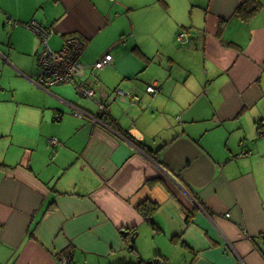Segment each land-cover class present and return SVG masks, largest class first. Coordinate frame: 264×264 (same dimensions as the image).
Wrapping results in <instances>:
<instances>
[{"label":"crops","instance_id":"obj_1","mask_svg":"<svg viewBox=\"0 0 264 264\" xmlns=\"http://www.w3.org/2000/svg\"><path fill=\"white\" fill-rule=\"evenodd\" d=\"M259 2L0 0V264H264ZM30 23L111 65L40 88ZM78 84L102 93L104 125ZM116 88L139 102H109Z\"/></svg>","mask_w":264,"mask_h":264},{"label":"built area","instance_id":"obj_2","mask_svg":"<svg viewBox=\"0 0 264 264\" xmlns=\"http://www.w3.org/2000/svg\"><path fill=\"white\" fill-rule=\"evenodd\" d=\"M29 29L33 30L37 34L38 41L40 43V49L37 54V67L38 73L36 75V83L40 88L46 89L55 85L63 83H76L75 80L81 78L84 74L90 72V76L94 77L96 71H101L108 65H111L112 56L110 53H106L99 57L92 64L83 65L79 61L80 52L83 48V44L77 38L70 37L67 38L63 45L58 50H50L48 47V38L51 35L50 31L46 28L39 31L38 26L35 23L29 24ZM46 29V30H45ZM181 43H185L189 40V37L184 32H180V35L176 37ZM146 91L152 94H156L157 87L147 86ZM77 92L82 98H87L91 100L97 99L98 93L96 96V91L91 88L82 86V84L77 85ZM110 99L127 98L131 102H138V96L132 92L123 91L121 89H114ZM76 117H81V114L78 111H74ZM261 134L264 133V125H261L260 128ZM50 144L55 145L57 141L55 138H51L48 141ZM244 151L241 152L238 156H244ZM62 259H60L61 261ZM59 261V262H60ZM69 258L63 259L62 263L59 264H68ZM159 264H166L165 262H160Z\"/></svg>","mask_w":264,"mask_h":264},{"label":"water","instance_id":"obj_3","mask_svg":"<svg viewBox=\"0 0 264 264\" xmlns=\"http://www.w3.org/2000/svg\"><path fill=\"white\" fill-rule=\"evenodd\" d=\"M113 91H114V90H113ZM127 92H132V90H128ZM101 97H103V96H101ZM104 97H105L109 102H112V101H114V100L117 99V98L109 99V98H108V95H105ZM120 100H128V99H127V98H124V99H120ZM128 101H129V100H128ZM91 102H92V103L98 108V110L95 112V114L91 116L92 121L95 122V123H98V124L104 125V122L100 119V117H102V118H107V117H108V113H107L108 109H107V106H105V104L101 103V102L99 101L98 98L95 99V100H91ZM130 102H131V101H130ZM132 103H134V102H132ZM76 111H78V112L81 114V117H76V116L74 115V111H73L72 113H70V114H71L73 117L77 118V119H82V118H84V116L90 115V114L84 113V112H82V111H80V110H76ZM236 157H237V156H236ZM134 236H135V234L132 235V237H131V240H130V243H131V244H130V246H129V249H131V248L133 247ZM146 264H154V263H153L152 261H150V262H147Z\"/></svg>","mask_w":264,"mask_h":264},{"label":"trees","instance_id":"obj_4","mask_svg":"<svg viewBox=\"0 0 264 264\" xmlns=\"http://www.w3.org/2000/svg\"><path fill=\"white\" fill-rule=\"evenodd\" d=\"M246 4H247L246 7H244V5H242L241 7H239V9L236 12L239 13V14L242 12L245 17H250L260 8L259 7L260 6L259 0H246ZM98 72H100V71H98ZM0 167H2L3 169L7 168L6 166L1 165V164H0ZM154 209L155 208H152L151 210L143 209V214L142 215H143V218H144L145 221L150 222V216H151L150 214H151V212ZM124 233L125 232H120L121 236ZM260 237L263 239L264 238V234L260 235ZM253 241H254L255 245H257V242L255 240H253ZM66 253H67V251H66ZM67 254H69V253H67Z\"/></svg>","mask_w":264,"mask_h":264},{"label":"rangeland","instance_id":"obj_5","mask_svg":"<svg viewBox=\"0 0 264 264\" xmlns=\"http://www.w3.org/2000/svg\"><path fill=\"white\" fill-rule=\"evenodd\" d=\"M188 24H189V22H188ZM187 26H188V25H187ZM186 43H189V42L187 41V42H185V44H186ZM176 45L179 46V44H177V43H176ZM55 48H57V46H56ZM52 49H53V48H52ZM54 50H57V49H54ZM160 56L163 58V56H162L161 54H160ZM163 59H164V58H163ZM118 89H121V88H118ZM121 90H123V91H128V89H121ZM83 99H84V98H83ZM89 100L91 101V99H89ZM133 247H134V245H133ZM134 248H135V247H134ZM66 258H69V257H64V258H62V260H63V259H66ZM62 260H61L59 263H62ZM67 263H68V264H71V260H70V258H69V261H68ZM74 264H78V263H77V260L74 261Z\"/></svg>","mask_w":264,"mask_h":264},{"label":"bare ground","instance_id":"obj_6","mask_svg":"<svg viewBox=\"0 0 264 264\" xmlns=\"http://www.w3.org/2000/svg\"><path fill=\"white\" fill-rule=\"evenodd\" d=\"M188 28H189L190 30H192L193 27H192L191 25H189ZM179 35H180V33H178V35H176V37L179 36ZM105 54H106V53H105ZM90 79H92V78L90 77ZM70 84H71V83H70ZM145 91H146V90H145ZM146 93L152 95L153 97H154V95H156V94L149 93V92H147V91H146ZM81 98H82V97H81ZM108 98L110 99L109 96H108ZM138 99H139V97H138ZM135 103H137V102H135ZM259 134H261L260 130H259ZM243 150H244V149H243ZM257 249L259 250V248H257ZM158 264H159V263H158Z\"/></svg>","mask_w":264,"mask_h":264},{"label":"clouds","instance_id":"obj_7","mask_svg":"<svg viewBox=\"0 0 264 264\" xmlns=\"http://www.w3.org/2000/svg\"><path fill=\"white\" fill-rule=\"evenodd\" d=\"M185 34H186V33H185ZM187 35H188V33H187ZM188 37H189V36H188ZM189 40H190V39H189ZM189 40H188V41H189ZM84 99H87V98H84Z\"/></svg>","mask_w":264,"mask_h":264}]
</instances>
